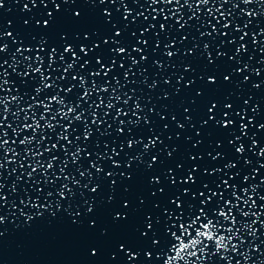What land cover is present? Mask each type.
<instances>
[{
	"label": "water",
	"instance_id": "water-1",
	"mask_svg": "<svg viewBox=\"0 0 264 264\" xmlns=\"http://www.w3.org/2000/svg\"><path fill=\"white\" fill-rule=\"evenodd\" d=\"M0 5V32L11 33L0 36V47L4 48L0 51V97H23L19 105L9 102V111L0 115V130L6 133L0 134V140L7 141L5 148L13 149L5 153L0 148V164L6 165L0 167V196L3 198L0 200V215L5 217L0 223V264H162L157 257L159 248L152 244L154 229L158 230L160 245L167 242L163 234L166 213L162 209L169 206V197L181 187H189L192 192L200 189L207 195V191L200 187L201 180L208 182L209 187L216 191L219 183L217 174L202 175L205 168L214 167L221 169L219 175L228 179L229 185H239L244 175H249L246 185H257L256 191L251 193L255 207H249L251 201L244 204L233 200L241 209L249 211V216L241 217L235 207L232 209V215L238 222L256 221L252 225L255 236L250 235L248 229L241 230L232 241L237 245V251L225 253L231 257L230 261L213 254L204 260V264H236V261L240 264H264V227L260 223L264 221V214L258 219L252 215L264 213L261 207L264 200L259 198L264 196V155L258 154L264 148V128L259 127L264 124V51L261 50L264 49V32L261 31L264 29V0H251L247 4L243 0H208L207 4L198 0H187V3L185 0H157L156 3L151 0H0ZM248 12L256 15L250 16ZM44 20H48L47 25L43 24ZM248 21L250 23L245 26ZM181 22L184 23L183 28H179ZM162 23L165 24L164 31L159 27ZM225 23L228 24L226 28L223 27ZM149 24L155 27L149 28ZM213 25L216 31H213ZM237 26L240 31L236 30ZM116 29L121 35H113ZM142 29L147 31L142 32ZM85 33L88 34L87 39ZM106 37L120 43H104ZM140 40L146 44L138 42ZM93 42L98 47L91 48ZM65 44L72 45L79 60L71 52H63ZM82 44L90 49L87 55L80 51ZM169 44L170 47L165 49ZM241 44L245 47L237 52ZM133 46L141 51H134ZM117 47H125L127 51L115 55L111 49ZM53 49L54 63L49 67L48 56ZM165 51L175 54L169 57ZM37 56L42 58V62L37 61ZM97 56L105 67L113 59L116 61L107 76L103 70L99 76L90 75L99 68ZM129 56L138 63L131 65L128 83H125L123 73L129 69ZM141 56L146 59L141 60ZM84 60L89 63L80 68ZM73 62V69L64 72L66 65ZM26 64L41 67L44 75L48 76L46 82L57 85L44 89L35 97L36 100L43 99L48 103L45 97L59 94L75 104L84 91L80 87L79 76L72 78L77 71L79 75L86 76L84 87H91L95 80L98 85L109 86L111 91L119 82L121 87L116 88L115 94L120 95L121 100H114L115 106L110 110L103 106L97 108L93 103L97 96L107 94L92 91L87 99L79 100L80 107L76 111L84 110L81 121H72L71 124L60 115L51 119V113L57 108L52 102L51 113H45V117L55 124V128H44L43 140L40 139L41 131L37 130L36 139L31 144L20 145V139L33 135L31 129L23 130L22 125L32 123L33 112L39 120L43 111L42 107L35 106L28 111L27 121L23 119L24 111L18 116L13 115L17 107L24 108L34 103L30 97L35 95L34 88L40 76L33 72L24 77L18 75L25 71ZM4 72L8 75L4 76ZM62 73L64 78L57 79ZM113 76H116L115 80ZM209 76L214 77L213 82L208 81ZM153 82L155 86L150 87ZM70 87L71 91L66 93L64 90ZM125 93L131 97L127 105L123 104ZM134 102L141 105L135 109L136 115L130 111ZM225 104L231 108L224 107ZM116 108L121 109V115L116 116ZM209 108H212L211 112ZM2 109L3 105H0V112ZM93 110L96 120L101 121L99 125L93 122L90 114ZM104 112H107L106 116ZM137 118L140 123L131 133L125 125H120L124 128L123 133L115 132L119 121L127 124ZM218 120H231L232 124L222 126L216 123ZM202 121L206 123L202 124ZM39 123L43 125L44 121L39 120ZM85 123L92 130L87 140L81 135ZM65 124H69V129H75L69 136L74 141L73 145L57 140L56 133ZM241 124L247 125L243 134ZM13 128L22 130L20 134L13 135ZM77 136L79 140H76ZM129 137L139 142L130 148L127 143ZM150 137L155 145L145 152L143 145ZM36 140L40 143L37 144ZM253 140L256 141L254 145ZM52 143H56L57 148L44 151ZM61 144L69 149L66 164L62 163L65 152L60 148ZM75 144L82 145V150L79 159L73 163L71 152L75 150ZM240 145L244 151L237 153L236 148ZM113 148L118 155L113 154ZM33 152L41 155L33 156ZM216 152L222 153V157L212 160L209 153L215 155ZM97 153H101L103 158L97 160ZM137 155L139 159L129 161V157ZM153 155L157 160L151 168H146V162ZM52 156L56 157L52 168L42 172L37 167L32 176L27 175L37 159L46 165ZM112 160L119 161L120 166L114 167ZM89 161L98 163L103 171L97 172ZM228 161L236 166L224 169L223 165ZM193 164L197 166L194 172L196 184L180 185L178 180L172 186L171 177L187 175L182 169H189ZM61 168H64L63 172ZM168 169L172 172L168 173ZM253 169L257 170L254 174ZM81 172L85 175L81 176ZM233 173L239 175L229 179ZM153 176L158 177V183L149 182ZM73 178L79 184H73ZM63 184L68 187L64 189V197H60L59 189ZM94 186H98L95 192L90 190ZM161 188L163 193L158 191ZM220 191L225 198L231 199L230 189H225L223 184H220ZM237 192L243 195L239 189ZM57 202L61 206L59 210L56 209ZM34 204L37 207H33ZM89 204L93 208L91 212L86 211ZM39 205H48V210L41 209ZM52 211L56 212L55 216L50 214ZM36 212L43 214L36 216ZM118 212L124 213V217L114 220V214ZM75 213H79L75 217L79 223L73 222ZM25 215L33 218L25 220ZM158 217L159 224L156 223ZM149 218L152 229L146 228ZM90 221L94 223L90 224ZM221 223L228 226L230 221ZM234 227L239 228V223ZM141 232H146V235H141ZM211 247L209 245V252ZM128 251L137 255L129 260ZM243 253L248 254L247 261Z\"/></svg>",
	"mask_w": 264,
	"mask_h": 264
},
{
	"label": "snow or ice",
	"instance_id": "snow-or-ice-1",
	"mask_svg": "<svg viewBox=\"0 0 264 264\" xmlns=\"http://www.w3.org/2000/svg\"><path fill=\"white\" fill-rule=\"evenodd\" d=\"M151 2L156 3L157 0H151ZM168 2H171V0H168ZM198 2L207 4L208 0H198ZM243 2L247 4V3H250L251 0H243ZM185 3H187V0H185ZM0 7H2V5H0ZM189 7H191V5H189ZM161 12H163V10H161ZM247 14L250 16L256 15L255 12H248ZM49 16H51V14H49ZM165 19H167V17H165ZM37 23L39 24L40 22L37 21ZM247 23H250V21L246 22L245 26H247ZM43 24L47 25L48 20H44ZM148 27L154 28L155 26L149 24ZM159 27L161 31L165 30V24L162 23L159 25ZM183 27H184V23L181 22L179 24V28H183ZM223 27L225 28L228 27V24L225 23ZM113 28H115V25H113ZM236 30L240 31L241 29L239 28V26H237ZM141 31L146 32L147 29H142ZM213 31H216L215 25H213ZM261 31L264 32V29H261ZM6 35H11V33L0 32V36H6ZM113 35L114 36L121 35L120 30L116 29ZM133 35H135V33H133ZM201 35H204V33H201ZM87 38H88V34L85 33V39ZM243 38L244 37L242 36L241 39ZM43 42L44 41L42 39L41 45L43 44ZM109 42L117 43V44L120 43V41H116L112 37L104 38V43H109ZM138 42L146 44V41H143V40H140ZM156 43L157 45H159V40H157ZM95 47H98V45L95 42H93V44L91 45V48H95ZM169 47H170V44L165 45V49ZM204 47L205 49H207L208 45L205 44ZM244 47L245 46L241 44L237 47L236 51L240 52L244 49ZM3 50L4 48L0 47V51H3ZM89 50L90 49L83 44L80 46V51L84 53L85 55L88 54ZM133 50L137 52L141 51L140 49L135 48V46H133ZM261 50L264 51V49H261ZM17 51H20V49L18 48ZM111 51L115 55H120V54H124L127 50L125 47H117V48L111 49ZM63 52L64 53L71 52L76 60L80 59V57L76 55V52L72 48L71 44H65ZM174 54L175 53L172 51H165V55L169 57L173 56ZM217 55H223V53H217ZM54 58H55V49H53L52 52L49 53V56H48L49 67L53 65ZM25 59H28V58L25 57ZM36 59L37 61L42 62L41 57L37 56ZM61 59L63 60V54H61ZM144 59H146V57L141 56V60H144ZM129 60H130L129 69H126L123 73L125 83H128L127 77H128L131 65H135L138 63V61L134 57L129 56ZM209 62H211V58H209ZM88 63H89L88 60H84L83 64L80 65V68H84L85 65H87ZM96 63L99 64V68L90 73V75L93 77L99 76L101 74V70H103L104 75L107 76L108 72L111 71L112 65L115 64L116 61L113 59L112 63L108 67H105V65L101 62V58L97 56ZM156 63H159V62L157 61ZM73 67H74V62L67 64L66 67L64 68V72H67L68 70L73 69ZM121 67H123V64H121ZM13 68L15 70V65H13ZM236 71H239V69H236ZM29 72L37 73L40 76L39 83L34 88L35 95L30 97L31 99H33L34 103L28 104L24 108L17 107V110L16 112L13 113V115L14 117L18 116L21 111H24L25 115L23 119L27 121L29 119L28 111L33 110L35 106H40L42 107L43 111L40 113L39 120H43L44 124L41 125L39 123V120L36 119L35 117V112H33V115L31 117L32 123H24L22 125L23 130L31 129L33 135H26L22 139H20L19 140L20 145L26 146V145L31 144L33 140L36 139L35 133L37 132V130L41 131L40 139L43 140L44 139L43 129L48 128L49 130H51L55 128V124L50 122V120L45 117V113H51L52 102H55V104L57 105V108L54 113H51V119L54 120L56 115H60L64 119L68 120L69 124H71L72 121H77V122L81 121L82 113L84 110L81 109V111L79 112L76 111V109L80 107L79 100L87 99V97L91 94L92 91H96L97 93L107 94L106 96H100V95L97 96L98 102L97 101L93 102L97 108H100L101 106H103L104 108L110 110L115 106L113 103L114 100L115 101L121 100L120 95L115 94L116 88L121 87V84L119 82H117L116 86L112 88L111 91L109 90V86H107L106 84L98 85L95 80H93L91 87H84L86 76L79 75V72L77 71V74L74 75L72 78L76 79L77 76H79L80 87L84 88V91L80 94V96L77 97L76 103L73 104L71 100L66 101L65 97L59 96V94H54V95H51L50 97H45V99L49 101L48 103H45L43 99L36 100L35 97L38 96L44 89H48L50 87L54 88V87H57V85H55V83L49 84L46 82L48 80V76L44 75L42 68L39 66L33 67L31 64H26L25 71L22 73H18V75H20L21 77H24V76H27ZM3 75L7 76L8 73L4 72ZM63 78H64L63 73L61 74L60 77H57V79H63ZM112 79L115 80L116 76H113ZM224 79L227 80L228 77L225 76ZM208 81L213 82L214 77L209 76ZM4 83H7V81H5ZM154 86H155V82H153V85H150V87H154ZM64 91L66 93L70 92L71 87L68 89H65ZM21 99H23V97L19 95L0 97V105H3V109H2V112H0V115L9 111V107H8L9 102H13L19 105ZM129 99H131V97H129L127 93H125L123 104L127 105ZM89 107H91V105ZM140 107L141 105L139 103L134 102L133 108L130 109V111H132L133 115H136L135 109H139ZM212 107H215V105L213 104ZM224 107L231 108V105L225 104ZM65 108L67 109L66 111H65ZM211 111H212V108H209V112ZM69 113H71L72 115L69 116ZM90 114L93 117V122L99 125L101 121L96 120V112L93 110ZM104 115L106 116L107 112H104ZM119 115H121V109L116 108V116H119ZM224 115H228V113H225ZM209 118L211 119L212 117H209ZM113 120H115V117H113ZM249 120L251 122V118H249ZM144 121L145 123H147L146 117L144 118ZM139 123H140L139 118H137L136 120H129L127 124H125V121L121 120L119 121V123L117 124L115 128V132L117 134L123 133L124 128L120 127V125H125L126 127H128L129 133H131L132 129L137 127ZM203 123H206V121H202V124ZM216 123L222 126H229L232 124V121L231 120H218L216 121ZM69 124L63 125L62 130L60 132H57L56 136H57L58 141L62 139L66 142L67 145H73L74 141L70 140L69 136L71 135L72 132L75 131V129H69ZM9 127H11V125H9ZM109 127H111V125H109ZM165 127H167V125H165ZM180 127H183V126L180 125ZM259 127L264 128V124L259 125ZM246 128H247V125L241 124L240 130L242 134L244 133ZM22 129L13 128V135L20 134ZM149 131H151V129H149ZM0 134L6 135V133L3 132L2 130H0ZM81 135L83 136L85 140H87L92 135V130L86 123L84 124L83 132L81 133ZM79 139L80 137L77 136L76 140H79ZM138 142H139L138 140L133 139L131 137H129L127 141L128 146L130 148L135 146ZM6 143L7 141L0 140V148H3L5 153L13 151V149L11 148L4 147ZM36 143L39 144L40 140H36ZM196 143H199V141H197ZM229 143H231V141H229ZM255 143L256 141L253 140L252 144L254 145ZM154 145H155V141L150 137L148 140V143H145L143 145V148L145 152H147L149 147L154 146ZM217 145L219 146V142H217ZM74 147H75V150L71 152L73 163H75L79 159V154L81 153L82 145L75 144ZM56 148H57V144L52 143L51 147L49 148L46 146L44 151L49 152V151L55 150ZM60 148L63 149V151L65 152V160L62 161V163L66 164L67 155L69 154V149L64 144H61ZM121 148H123V144H121ZM25 150L27 152H31V150L28 148H26ZM112 151H113V154L118 155V153H116L115 148H113ZM243 151H244L243 145H240L239 147L236 148L237 153H241ZM31 154L37 157L41 155L40 153H36V152H33ZM258 154L264 155V148H261ZM85 155H88V154L85 153ZM96 155H97V160H100L103 158L101 153H97ZM168 155L171 156V152H169ZM209 156L211 157L212 160H216L217 158L222 157V153L216 152L215 155H212L211 153H209ZM139 158H140L139 155H137L136 157H129V161H131L132 159H139ZM190 158L193 160L196 159L195 156H190ZM55 159H56L55 156L50 157L46 165H42L39 159H37L35 161V166L32 167V170L28 172L27 175L32 176V174L37 170V167H39L42 172H46L47 169H50L53 167L52 161ZM109 159H111V157H109ZM156 160H157V157L153 155L151 160L146 162V168H151L153 162H155ZM89 163L92 167L96 168L97 172L103 171V169L99 167L98 163L93 162V161H89ZM112 164L114 167L120 166V162L117 160H112ZM5 166L6 165L0 164V167H5ZM235 166L236 165L232 161H228L227 163L223 165L224 169H231V168H234ZM177 168L180 169L181 165L178 164ZM63 171H64V168H61V172ZM182 171L187 172V175H181L179 177L177 176L171 177L170 183L172 186H175L178 180H179L180 185L196 184L197 178L194 176V172L197 171V166L195 164H193L192 167L189 169H182ZM256 171H257L256 169H253V174ZM171 172H172V169H168V173H171ZM220 172H221L220 168L214 167L211 169L205 168L202 173V175L207 174L208 176H211L213 173L217 174L216 180H218L219 183L216 184V189H217L216 191H213V189L209 187L208 182L201 180L200 187L207 191L208 193L207 195L205 194V191H201L200 189H197V192H198V195H197V192H192L189 187H181L178 192H174L173 195L169 197V206L162 209V212L166 213V216H164V220L166 221V223L163 226V234H164V237H166L167 239L166 245L164 246L160 245L161 238L157 236L158 230H155V229L153 230V238H152V244L156 245L159 248V251H157V257L162 260V264H204V260L206 258H210V256L213 254H219L222 259L230 261L231 257L226 256L225 253H227L229 250H231L232 252L237 251V245L232 243V241H233V238L237 236L238 232H240L243 229H248L249 234L255 236V229L252 227V225L255 224L256 221L253 220L251 222H244V221L238 222L236 217L232 215V209L235 207L241 217L249 216L250 214L249 211H245L241 209L237 204L233 203V200L237 202L243 201L244 204H249V201H251V204L249 205V207L250 208L255 207V200H253L251 193L256 191L257 185L255 184L246 185L245 184V182L249 180V175L242 176L241 183L239 185L237 184L229 185L228 179H224L223 176H220L219 175ZM80 175L81 176L85 175V172H81ZM88 175L91 176V173H88ZM107 175L111 176L113 175V173H107ZM120 175L123 176L125 174L121 173ZM237 175L239 174L233 173L231 176H229V179H232ZM149 182L158 183L159 179L158 177L153 176L150 178ZM215 182L216 181H212V183H215ZM72 183L79 184V181L73 178ZM112 183L114 184L115 181H113ZM220 184H223L225 189H230L231 199L225 198L223 191H220ZM0 187H2V185H0ZM67 187H68L67 184L61 185V188L59 189L60 197H64L65 195L64 189H66ZM85 187H87V185H85ZM97 187L98 186H94L90 190L95 192L97 190ZM237 189H239V193L243 195L238 194ZM14 190L15 189H13V191ZM158 191L163 193L164 189L161 188ZM218 191L220 192L219 195H217ZM69 192L71 193L70 189H69ZM49 195H51V193H49ZM153 195H155V193H153ZM213 197H215L216 199L213 200ZM259 198L261 200H264V196H260ZM2 199H3L2 196H0V200ZM109 200H111V196L109 197ZM221 201H223V203H221ZM85 203H88V202L85 201ZM210 205L212 206L210 207ZM125 206H127V202H125ZM33 207H37V205L34 204ZM39 207L43 210H48V205H39ZM60 207L61 206L59 202H57L56 209L59 210ZM261 207L264 208V205H261ZM86 211L87 212L93 211V208L90 204H89V207L86 209ZM42 214H43L42 212L34 213V215L36 216H40ZM50 214L55 216L56 212L52 211L50 212ZM261 214H264V213H261V212L252 213V215L257 217V219L259 218ZM78 215L79 213L73 214L74 223H79V221L75 219V217ZM123 217H124V213L118 212L114 214L113 219L115 220L116 218H123ZM32 218H33L32 215H25V220H31ZM4 219L5 217L3 215H0V223H3ZM159 220L160 218L158 217L156 221L157 224H159ZM221 221H230V223L228 224V226H225L223 223H221ZM89 223L93 224L94 222L90 221ZM237 223H239V228L234 227V225H236ZM260 223H261V226L264 227V221H261ZM152 227H153L152 221H151V218H149L146 224V228L152 229ZM224 233H228V234L225 235ZM141 235H146V232H141ZM209 245L212 246L211 252H209ZM120 247L123 248V245H120ZM197 253H199V255H197ZM127 254H128L129 260H131L133 256L137 255V253H132L130 251H128ZM146 255H151V253H146ZM243 255H244L245 261H247L248 254L243 253ZM192 257H195V259H191ZM236 264H240V261H236Z\"/></svg>",
	"mask_w": 264,
	"mask_h": 264
}]
</instances>
